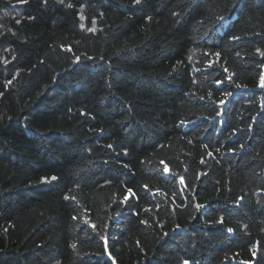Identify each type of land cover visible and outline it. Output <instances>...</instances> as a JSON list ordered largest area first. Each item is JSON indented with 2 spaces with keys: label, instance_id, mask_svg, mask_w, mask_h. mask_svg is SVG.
Wrapping results in <instances>:
<instances>
[{
  "label": "trees",
  "instance_id": "trees-1",
  "mask_svg": "<svg viewBox=\"0 0 264 264\" xmlns=\"http://www.w3.org/2000/svg\"><path fill=\"white\" fill-rule=\"evenodd\" d=\"M262 78L264 0H0V264H264Z\"/></svg>",
  "mask_w": 264,
  "mask_h": 264
},
{
  "label": "snow or ice",
  "instance_id": "snow-or-ice-1",
  "mask_svg": "<svg viewBox=\"0 0 264 264\" xmlns=\"http://www.w3.org/2000/svg\"><path fill=\"white\" fill-rule=\"evenodd\" d=\"M82 27H83V25H82ZM90 31H95V29H90ZM229 79H230V78H229ZM8 83H11V81H9ZM261 86H264V78H262ZM161 164L164 165L163 171H164L165 173H168L170 170H169V168L167 167V165L165 164V162L161 161ZM180 179H181V181L183 180V178H180ZM129 192L131 193V190H129ZM229 231H231V230H229ZM185 264H187V262H185Z\"/></svg>",
  "mask_w": 264,
  "mask_h": 264
}]
</instances>
